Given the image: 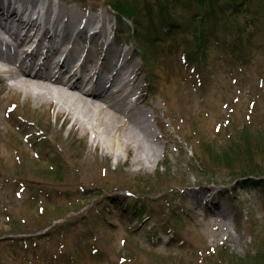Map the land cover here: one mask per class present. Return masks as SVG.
Here are the masks:
<instances>
[{"label": "rangeland", "instance_id": "rangeland-1", "mask_svg": "<svg viewBox=\"0 0 264 264\" xmlns=\"http://www.w3.org/2000/svg\"><path fill=\"white\" fill-rule=\"evenodd\" d=\"M29 1L50 3L53 17L57 6L104 13L108 41L141 67L140 94L157 107L146 110L159 147L134 157L103 139L96 145L92 130L72 128L53 107L1 91L0 264H205L219 250L242 255L262 244L264 195L245 185L264 175L237 177L196 155L244 126L264 128V7L224 18L243 39L252 31L250 48L227 53L208 42L201 58L188 54L195 45L186 23L136 50L125 28L131 21L122 31L107 0ZM229 160L230 167L247 163ZM204 165L212 176L196 172Z\"/></svg>", "mask_w": 264, "mask_h": 264}, {"label": "bare ground", "instance_id": "bare-ground-1", "mask_svg": "<svg viewBox=\"0 0 264 264\" xmlns=\"http://www.w3.org/2000/svg\"><path fill=\"white\" fill-rule=\"evenodd\" d=\"M36 7L29 0H0V92L53 107L72 128L80 123L81 131L92 130L96 145L103 139L107 147L135 152L134 157L146 146L159 147L146 110L157 107L140 94L141 67L131 60L132 52L120 56L108 41L104 13L57 6L52 18L53 5ZM195 199L197 205L203 201Z\"/></svg>", "mask_w": 264, "mask_h": 264}, {"label": "trees", "instance_id": "trees-1", "mask_svg": "<svg viewBox=\"0 0 264 264\" xmlns=\"http://www.w3.org/2000/svg\"><path fill=\"white\" fill-rule=\"evenodd\" d=\"M141 2L137 0H107L108 5L118 13L117 18L122 24L120 25L122 31L124 30L123 25L126 26L128 23L126 20L131 21L129 27L126 26L125 28L131 36V41L133 43L138 42L137 49H142L144 43L150 44L153 35L161 38L179 33L182 29V23H186L185 26L188 32H191L192 42L195 45L192 48L193 51L190 49L188 54L193 52L201 58L206 54L208 42L219 44L225 49L228 48L225 51L227 53H231L232 49L235 53H242L246 47L250 48L252 31H249L243 39L241 32L231 27L232 22L228 26L224 22V18L225 16L232 17L234 13L240 12L243 7L247 10L252 9L254 4H260L259 7H264V0H185L184 2L180 0H152L151 3L144 2L139 5ZM176 7L178 12L184 14V17L175 13ZM246 25H249L248 22ZM244 44L249 46L243 47ZM245 52L248 53V51ZM231 137L230 134L225 138L224 145L220 144L215 147V145L205 143L200 146L203 154L199 153L196 155L197 158L206 157L209 159V166L207 167L213 168L212 165H215V168L232 171L231 173L237 177H242L245 174L264 175V128L252 129L249 126H244L237 135L233 136L234 138ZM234 140H236L235 143L239 141L241 146H236ZM209 147L215 148L214 155H211ZM236 158L245 160L247 163L239 164ZM229 159L236 160L238 166L230 167L231 161ZM198 168L200 172L196 171L197 173L202 174L203 172L205 174L208 172L206 165ZM61 170V162L59 158L55 157L51 172L55 177H58ZM212 174L208 172L209 177ZM259 179L249 177L245 186L258 185L259 190L264 195V177ZM134 213L138 214L137 211ZM205 258H208L205 264L209 263L211 258H214L211 261L214 264H264V242L251 247L242 255H236L228 252L227 249H222Z\"/></svg>", "mask_w": 264, "mask_h": 264}]
</instances>
